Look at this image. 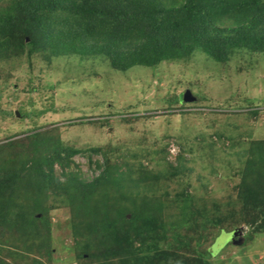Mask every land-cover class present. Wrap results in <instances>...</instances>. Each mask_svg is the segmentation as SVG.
I'll use <instances>...</instances> for the list:
<instances>
[{
  "label": "trees",
  "instance_id": "1",
  "mask_svg": "<svg viewBox=\"0 0 264 264\" xmlns=\"http://www.w3.org/2000/svg\"><path fill=\"white\" fill-rule=\"evenodd\" d=\"M197 51L221 64L236 52L264 54V0H0V61L24 54L48 61L102 57L114 70L127 71L188 60ZM178 97L186 102L184 93L176 95L172 107ZM29 131L25 142L0 145V264H45L19 256L18 247L52 259V200L70 209L79 264H212L200 252L196 234L207 232L211 218L195 207L187 187L176 189L179 211L164 214L163 199L143 192L150 190L147 179L131 177L134 164L126 162L123 171L103 148L90 147L86 151L104 158L97 162L99 174L88 180L71 169L78 167L73 157L82 150L48 131ZM244 156L238 197L248 212L245 223L264 233V142L238 153ZM184 170L183 162L167 163L149 178L164 180ZM192 232L196 246L190 243ZM176 242L185 249L180 256L172 252ZM214 254L211 249L210 257ZM251 259L247 264H264Z\"/></svg>",
  "mask_w": 264,
  "mask_h": 264
},
{
  "label": "rangeland",
  "instance_id": "2",
  "mask_svg": "<svg viewBox=\"0 0 264 264\" xmlns=\"http://www.w3.org/2000/svg\"><path fill=\"white\" fill-rule=\"evenodd\" d=\"M187 91L189 102L178 97L180 102L172 107L171 99ZM32 128L82 150L73 157L78 167L71 169L80 170L85 179L99 174L97 162L104 158L103 153L86 151L90 147L103 148L110 163L122 164L123 171H128L126 162L134 164L131 177L147 179L150 190L143 192L163 199L164 214L179 211L176 189L187 187L195 207H203L211 218L205 234L196 231L200 241L192 232L190 243L199 241L200 252L212 264L264 260V233L245 223L248 212L237 193L246 157L238 153L264 142V54L236 52L221 64L197 51L188 60L127 71L114 70L102 57L48 61L24 54L0 61V145L14 139L25 142ZM181 162L186 170L176 176L149 178L167 163ZM55 167L60 177L61 168ZM125 185L130 186L128 181ZM70 214L64 201L52 200V259L22 247L16 253L45 264H79ZM175 245L172 252L180 256L185 249ZM211 249L215 254L210 257ZM6 254L5 248L1 256Z\"/></svg>",
  "mask_w": 264,
  "mask_h": 264
},
{
  "label": "water",
  "instance_id": "3",
  "mask_svg": "<svg viewBox=\"0 0 264 264\" xmlns=\"http://www.w3.org/2000/svg\"><path fill=\"white\" fill-rule=\"evenodd\" d=\"M188 94H189L188 91L184 94V100L185 101H189V99H191V97H189Z\"/></svg>",
  "mask_w": 264,
  "mask_h": 264
},
{
  "label": "clouds",
  "instance_id": "4",
  "mask_svg": "<svg viewBox=\"0 0 264 264\" xmlns=\"http://www.w3.org/2000/svg\"><path fill=\"white\" fill-rule=\"evenodd\" d=\"M186 102H189V101H186ZM234 236L233 234H231V237ZM248 242V241H247ZM249 258V257H248Z\"/></svg>",
  "mask_w": 264,
  "mask_h": 264
}]
</instances>
